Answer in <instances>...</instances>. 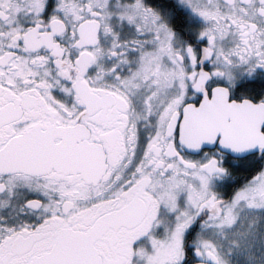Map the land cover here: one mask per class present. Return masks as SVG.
Returning a JSON list of instances; mask_svg holds the SVG:
<instances>
[{
    "label": "snow or ice",
    "instance_id": "obj_1",
    "mask_svg": "<svg viewBox=\"0 0 264 264\" xmlns=\"http://www.w3.org/2000/svg\"><path fill=\"white\" fill-rule=\"evenodd\" d=\"M0 264H264V0H0Z\"/></svg>",
    "mask_w": 264,
    "mask_h": 264
}]
</instances>
